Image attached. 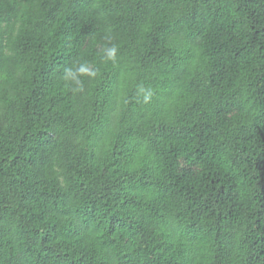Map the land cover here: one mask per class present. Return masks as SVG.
<instances>
[{"label": "trees", "instance_id": "obj_1", "mask_svg": "<svg viewBox=\"0 0 264 264\" xmlns=\"http://www.w3.org/2000/svg\"><path fill=\"white\" fill-rule=\"evenodd\" d=\"M0 264H264V0H0Z\"/></svg>", "mask_w": 264, "mask_h": 264}, {"label": "clouds", "instance_id": "obj_2", "mask_svg": "<svg viewBox=\"0 0 264 264\" xmlns=\"http://www.w3.org/2000/svg\"><path fill=\"white\" fill-rule=\"evenodd\" d=\"M113 52H115V49L112 50ZM150 96V93L148 95L145 96V100H147Z\"/></svg>", "mask_w": 264, "mask_h": 264}]
</instances>
